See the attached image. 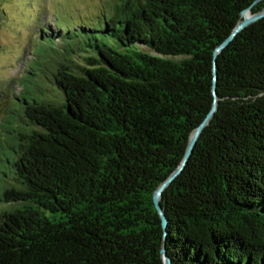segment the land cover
<instances>
[{
    "label": "trees",
    "instance_id": "obj_1",
    "mask_svg": "<svg viewBox=\"0 0 264 264\" xmlns=\"http://www.w3.org/2000/svg\"><path fill=\"white\" fill-rule=\"evenodd\" d=\"M253 1L114 0L39 41L0 141V264H163L161 247L170 264H264V15L212 57ZM213 62L163 236L152 193L213 102Z\"/></svg>",
    "mask_w": 264,
    "mask_h": 264
},
{
    "label": "rangeland",
    "instance_id": "obj_2",
    "mask_svg": "<svg viewBox=\"0 0 264 264\" xmlns=\"http://www.w3.org/2000/svg\"><path fill=\"white\" fill-rule=\"evenodd\" d=\"M113 1L0 0L1 142L10 135L5 128L9 125L8 117L14 111L11 107L17 100L22 80H36L31 74L33 71L29 62L39 41L51 35L53 43L60 46L62 38H58V26L68 24L77 28L85 23L96 24L102 18L101 15L111 11Z\"/></svg>",
    "mask_w": 264,
    "mask_h": 264
},
{
    "label": "water",
    "instance_id": "obj_3",
    "mask_svg": "<svg viewBox=\"0 0 264 264\" xmlns=\"http://www.w3.org/2000/svg\"><path fill=\"white\" fill-rule=\"evenodd\" d=\"M255 1L256 0H254L253 3ZM249 8H250V5L240 10L239 21L234 25V27L231 29L229 34L218 45L215 46V48L212 51V57L213 58L215 57L216 53L223 46H225L227 44V42L230 39H232L239 30H241L242 28L247 26L249 23L259 19L260 17H262L264 15V7L261 8L260 10L256 11V12H253V13H251L249 11ZM212 64H213L212 65V74H213L212 81H213V83L211 85V92L213 95V102H212L209 110L207 111V113L201 119V121L189 133L185 147H184V150H183V153H182V156L180 158L178 165L167 175V177L164 180H162L159 183V185L155 188V190L152 193V203H153V206H154V208H155V210L159 216L160 226L163 230V233H162L163 236L165 234L164 228H165V224H166V218L163 215V212L161 211V208H160V205L158 202L161 191L180 172V170L182 169V167L186 163L199 132L201 131L203 126L208 122L209 118L211 117V115L215 109V98H216L215 91H214L215 66H214V62ZM159 253L161 256L162 263L163 264H170V260L166 256L163 247L160 248Z\"/></svg>",
    "mask_w": 264,
    "mask_h": 264
}]
</instances>
